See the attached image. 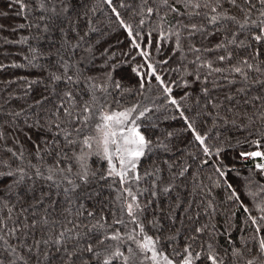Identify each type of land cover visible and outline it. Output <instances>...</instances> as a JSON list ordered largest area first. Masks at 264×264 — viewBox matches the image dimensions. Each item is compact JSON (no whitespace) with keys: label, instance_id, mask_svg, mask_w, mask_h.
<instances>
[{"label":"snow or ice","instance_id":"1","mask_svg":"<svg viewBox=\"0 0 264 264\" xmlns=\"http://www.w3.org/2000/svg\"><path fill=\"white\" fill-rule=\"evenodd\" d=\"M100 3L0 23V264H264V0Z\"/></svg>","mask_w":264,"mask_h":264},{"label":"trees","instance_id":"2","mask_svg":"<svg viewBox=\"0 0 264 264\" xmlns=\"http://www.w3.org/2000/svg\"><path fill=\"white\" fill-rule=\"evenodd\" d=\"M9 0H0V11H7L9 13L8 17H0V23H3L5 27L7 28L10 24H15L17 22H22L19 20V18L14 16V9L8 7ZM89 4L93 7H98L101 11H103L104 15L101 16V19L104 20L105 22L107 21V16L109 15V10L107 9V6L104 5L103 3H100V0H89ZM123 12V9H121ZM3 38H7L10 40H15L18 39L19 37L10 33L9 31H4L0 33V40ZM116 39H124V34L119 31H115V33L111 36V40H116ZM35 43V42H33ZM125 40V44H126ZM27 48V45H10V44H0V63L6 64V65H11L13 63H25L23 60V56L26 55V51H24ZM41 63L44 62L43 59L40 61ZM36 75V71L29 69V68H12L8 67L3 71H0V81H3L7 83L9 80H15L17 77L20 76H26L29 78H32L33 76ZM126 83L129 84V86L134 85V80L131 81H126ZM3 85L0 84V87ZM9 91L16 90L19 91V85L18 84H13L9 87ZM6 95V93H5ZM171 127L169 130H174L175 128L179 127L180 122H170ZM168 125L165 123L161 124V130H163L165 127ZM151 134V133H149ZM239 150H253L248 148L247 146H244L242 149ZM227 162L229 163H235V161L229 159ZM247 165L250 167L251 163H247ZM237 168L242 172L243 175L248 174V168L244 167L241 164H237ZM247 202V201H246ZM165 208L167 207V204L164 203L163 205ZM241 219L240 213H237L236 220L239 222ZM238 235V233L233 234Z\"/></svg>","mask_w":264,"mask_h":264},{"label":"built area","instance_id":"3","mask_svg":"<svg viewBox=\"0 0 264 264\" xmlns=\"http://www.w3.org/2000/svg\"><path fill=\"white\" fill-rule=\"evenodd\" d=\"M246 163H251V165H252V161H247Z\"/></svg>","mask_w":264,"mask_h":264}]
</instances>
